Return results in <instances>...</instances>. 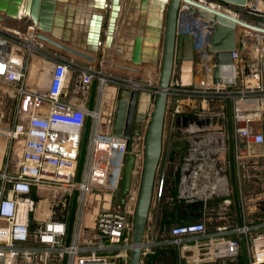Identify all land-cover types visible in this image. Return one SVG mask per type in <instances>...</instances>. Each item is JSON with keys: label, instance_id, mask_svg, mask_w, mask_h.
Masks as SVG:
<instances>
[{"label": "built area", "instance_id": "obj_1", "mask_svg": "<svg viewBox=\"0 0 264 264\" xmlns=\"http://www.w3.org/2000/svg\"><path fill=\"white\" fill-rule=\"evenodd\" d=\"M183 24V32L195 36L197 50L208 48L213 33L211 25L195 18L184 19ZM257 34V39L251 40L252 49L244 57L237 50L232 52L234 74L221 77L220 81L210 74L189 86L171 84L168 103L171 126L184 113L185 104L228 100L232 103L233 127L238 138L264 147V130H254L256 122H264V33ZM0 41L8 45L0 46V85L15 92L18 100L14 121L7 128L10 143L17 147V162L13 166L9 160L0 168V264H63L64 260L65 264H128L140 188L139 182L137 191L127 189L122 199L119 180L128 140L103 127L102 102L95 103L90 110L67 99L68 74L71 68L75 69L85 84L97 79L101 90L110 84L147 91L153 104L159 91L158 79L153 75L132 78L129 74L105 72L94 64L51 56L34 38L26 39L2 28ZM245 60H257L259 71L242 74ZM35 61L42 68L39 78L47 80V69H53L46 88L27 82ZM23 101L29 103L27 114L22 111ZM151 110L146 112L144 132L136 137L143 155ZM89 114L88 143L78 179ZM76 188L77 207L67 243ZM163 188L164 179L156 180L142 244L143 264L156 251L168 247L179 251V264H221L227 258L242 256L243 240L249 264H264V220L255 224L242 222L239 226L223 223L212 230L205 220H196L174 224L159 237ZM93 190L104 195L118 190L121 200L118 205L127 207L117 208L115 199L103 200L102 195L95 196L102 200H95L91 197ZM89 206L93 210L87 226L85 216Z\"/></svg>", "mask_w": 264, "mask_h": 264}, {"label": "water", "instance_id": "obj_2", "mask_svg": "<svg viewBox=\"0 0 264 264\" xmlns=\"http://www.w3.org/2000/svg\"><path fill=\"white\" fill-rule=\"evenodd\" d=\"M225 1H230L239 6L247 4V0ZM77 2L91 5L92 14L87 16L89 21L86 26V33L88 34L86 40L82 42L88 52L72 51L96 60L103 66L125 70L132 78H137L141 74L153 75L158 78L159 91L154 98L144 138L143 172L135 210L132 248L128 260V264H143L142 244L163 155L169 89L171 84L189 85L191 80L183 79L182 74L190 76L195 61V36L183 32L185 29L183 20L195 18L206 21L212 26L213 33L208 49L215 53L213 71L215 81L221 80L223 68L233 67L232 52L237 47L236 28L242 26L264 33V26L228 11L219 5H213L206 0H0V28L15 34H21L26 39L39 37L46 42L70 50L67 44L58 43L53 37L64 40L71 38V28L76 14H81V11L74 9L72 6H67V4ZM255 3L247 11L264 16V11L258 10ZM85 11L89 10H83L82 12ZM162 30L163 34L161 36ZM149 32H152L153 35H149ZM159 44L161 45L160 55ZM244 47L243 42L240 44V48L244 49ZM151 55L152 57H150ZM259 69L260 64L257 60L244 62V74L258 72ZM39 71H42V68L32 64L27 82L29 85L46 88L53 69H47V80L39 78ZM125 90L128 91V95L125 96L127 100L118 101L126 105V114L122 119V124L121 122L119 124L117 121H120L121 118L115 113L112 132L125 136L129 144L131 135L139 131L138 122L146 114L136 112L139 92L127 88ZM98 94V80L95 79L88 103L90 110L94 109ZM197 110L194 113L179 114L176 122L179 124L181 119L189 118L191 121H198L201 126L206 123L207 119L212 118L210 114L196 113ZM221 117L225 123L228 120L231 174L232 181L235 184L236 135L233 127L231 101L227 102V114H223ZM103 123L105 125L107 120H103ZM110 124L112 125V119ZM90 125L91 115L89 114L81 148L78 179H80L83 169ZM132 159V154L128 152L124 154L119 180V187H122V199L126 190L129 189V171ZM117 193L118 190H115L113 195L116 196ZM235 193L237 194V189ZM96 195H104V193L93 190L91 197L95 198ZM77 199L78 188H76L73 196L67 243L72 236ZM236 205L239 210L238 198H236ZM91 208L90 206L88 213L92 215ZM160 252L161 250H158L157 254ZM242 257L244 264H249L245 240L242 241ZM154 258V255L150 256L146 264H152ZM63 264H65V260Z\"/></svg>", "mask_w": 264, "mask_h": 264}, {"label": "crops", "instance_id": "obj_3", "mask_svg": "<svg viewBox=\"0 0 264 264\" xmlns=\"http://www.w3.org/2000/svg\"><path fill=\"white\" fill-rule=\"evenodd\" d=\"M206 1L212 2L210 0ZM217 1L218 3L214 2V4L219 5V3H223L224 6H221L222 8L231 12L233 11V13L243 16L242 14H240V11H237V5H235L234 3L227 2L225 0ZM255 2L258 3L260 1L255 0ZM67 6H72L74 9L81 11V14H76L73 27L71 28V38L69 40H64L57 37L53 38H55L58 43L67 44L70 50L54 43L46 42L39 37H34V41L36 43H39L41 47H44V50L48 51L51 56L58 55L60 57L79 61L82 64H94L95 66L101 67V69H103L105 72L128 75V72L125 70H121L115 67L109 68L103 66L96 60L89 59L82 56L81 54H78V52L75 53L74 51H72L78 50L79 52H88L85 49V44L82 42L86 40L88 34L86 33V26L89 21L87 16L88 14H92L90 10L92 9V7L91 5H87L84 3L82 4V2H77L75 4L70 3L67 4ZM83 10L89 11L82 12ZM245 18L249 19L248 17ZM258 23L264 24L262 22ZM148 34L151 36L153 35L152 32H149ZM162 34L163 30L161 36ZM258 36L259 34L252 33L248 28L246 29L245 27L238 26L236 28L237 47L235 50L239 51V54L244 57L247 53V50L249 48L250 50L252 49L251 40L253 39V41H255ZM242 41L245 42L246 49L245 47L244 49L240 48V44L243 43ZM195 44L196 42H194L195 61L192 65L191 75L189 76L187 74H182L183 79L191 80L189 85L195 84L197 81L201 80L207 75H212L215 67V53L208 48L199 51L196 49ZM0 46L6 48L8 47V45L3 41H0ZM160 52L161 45L159 44V55ZM201 53H203L204 55H202ZM150 57H152V55ZM36 61L38 62V59ZM36 61L33 64L39 66ZM243 66L244 64L242 65V74H244ZM211 69L212 71H210ZM233 70L234 68L229 66L223 68L222 77L224 79L227 78L232 74ZM144 75L145 74H141L139 75V77L145 78ZM68 77L69 80L66 95L67 99L73 103L88 106L92 84L95 79L90 84H85L79 76V73L73 68L69 70ZM154 78L156 80L158 79L156 76ZM111 87L112 86L110 84H106L102 90L99 88V94L96 100V104L102 102L103 111L101 113V120L102 122L103 120H107V124H105L104 126H106L107 130L112 132L113 127L110 124V120L112 119V123L114 122V108L113 112L111 111L112 108H110V113L106 114L104 107L107 105V103L115 104L118 100L126 101L127 97L125 96L126 94L128 95V91L120 86H114V88L112 89ZM138 92L139 100L137 101L136 112L146 114V111L148 109L146 105L144 106L142 101L144 97H146L148 103V92ZM16 98L17 95L15 92L11 91L3 85H0V126H3L1 124V117L3 118V115L6 116V112L9 114L8 110L11 104L15 103V100H17ZM227 102L228 100H212L208 103L195 101V103L192 104H185L184 113H194V111L198 109L196 113L210 114L212 118L210 120L207 119L206 123L202 124L201 126L198 124V121H191L189 118L185 120L181 119L179 124L177 122L175 123L179 125L182 131L181 135L183 137L194 140L193 146H191L193 147V151L191 152L190 150L188 157H184V159H186V162L166 164V161H164L162 163L161 171L157 176V181L160 178H163L165 183L166 168L171 166L172 169L177 170L178 175L176 200L178 201L179 199V205L182 210H178V212L174 214H178L181 216L189 215L194 216L198 220H205L207 226L211 230L215 229L216 226L223 223L231 226H239L242 222L255 224L264 220V180H257L256 178H246V176L249 175V171L251 169H259L264 165V147L260 143L249 144L244 139L240 137L238 138L237 134H235L236 181L234 184L232 181L231 164L225 162L226 155H230L228 120L225 123L224 119L221 117V115L227 114ZM22 105L23 114H27L29 111L28 101H23ZM14 114L15 111L13 112L12 123L14 121ZM145 125L146 119L145 117H143L137 124L139 131L131 135V139L135 140L134 146H131V139L129 143V149L137 146L135 148H137L138 150V158H140L141 143L140 141L136 140V137L140 133L144 132ZM9 126L10 124H8L6 127ZM254 130L263 131L264 122H256L254 124ZM0 131L2 130L0 129ZM171 148L172 146L170 145L168 149H166V154H168V150H170V152L175 150H172ZM129 149L128 153L132 154ZM10 153V141L8 140L6 147H3V149L0 150V168H2L3 165L9 160L12 162L13 166L16 164L17 161H15V159H17V157L11 155ZM212 157L218 158L220 160L219 164H213V162H211L212 164L209 163L208 159ZM236 189L237 194L235 193ZM165 198V196H162V207L164 202L163 199ZM236 198H238L239 201V210L237 209ZM196 199H198L197 203H194ZM166 200V212L169 213L166 215L170 218L172 217L171 214L175 210L174 195L173 198L168 196ZM190 204H192L191 206H193L194 204V207H191ZM172 225H174V223H172L171 220L165 221L164 214H161L160 207V229L158 231V236L161 237L165 235L166 231H168L170 226ZM162 251H164V249H162ZM160 253L158 254L160 255ZM158 254L156 251L154 256Z\"/></svg>", "mask_w": 264, "mask_h": 264}, {"label": "rangeland", "instance_id": "obj_4", "mask_svg": "<svg viewBox=\"0 0 264 264\" xmlns=\"http://www.w3.org/2000/svg\"><path fill=\"white\" fill-rule=\"evenodd\" d=\"M210 1L218 3L217 0H210ZM227 2H230V1H227ZM254 2H255V0H247V4H245V6L237 5V7H236V8H238L237 11H240L241 12L240 14H242L245 17H248L253 22H256V23L263 22L264 23V16L255 15V14H252V13L247 11V9H249ZM262 4H264V0H262ZM219 6H224V5H223V3H219ZM111 86H112L111 89L114 88L113 85H111ZM123 89H126V88H123ZM147 94H148L147 97L149 98L148 103H147V109L151 110V108L153 106V97L150 96L149 93H147ZM16 101L17 100H15V103L11 104V106L8 110L9 114L6 112V116L3 115V118L1 117V124L3 126H0V129L2 130V131H0V146H1L0 150L3 149V147H6L7 141L10 140L9 135L7 133L8 127H6V126L8 124H10V125L12 124L13 112L17 108V102ZM112 105H114V106H112ZM110 108H112L111 109L112 112H113V108H114V114L117 113L118 117L121 118V120L117 121V122L119 124L121 122V124H122V119H124V116L126 114V105L124 103L119 102V101H117L115 104L114 103L113 104L107 103V105L104 107L106 114L110 113ZM102 111H103V106H102ZM8 118H9V120H8ZM145 118L147 119V115H145ZM105 124H107V123H105ZM113 126H114V123H112V127ZM103 127L105 129H107L106 126L103 125ZM181 134H182V131H181L178 124L174 123V126L173 125L171 126L170 111H168V109H167L165 131H164V149H163V156L161 159V163L159 166L158 173H160L162 163L164 161H166L167 158L170 157L171 161L176 162V163L186 162V159H184V157L185 156L188 157L190 150H191V152L193 151V147H191V146H193L194 140L190 139V138H185ZM134 144H135V140L131 139V146H134ZM170 145L172 146L171 149L172 150L175 149V150L173 152H170V150H168V154H166V149H168V147ZM135 147H137V146H135ZM135 147H133L134 149L133 148L129 149L133 155L132 163L130 165L131 169L129 171V189H132V190L134 189V191H137L135 189L137 187V184L139 182H141V177H142V172H143L144 155L141 154V152H140V158H138V156H139L138 150ZM16 150H17V147H16L15 143H10V152H11L10 154L14 155L16 157ZM164 152H165V155H164ZM15 161H16V159H15ZM208 162L209 163L213 162V164H219L220 160L216 157H212V158L208 159ZM249 172L250 173H249V175L246 176V178H256L257 180H264V165L262 167H260L259 169H251ZM172 173L173 174L171 175L170 180H168V183H167V181L165 182V186H164L162 196H166V198L163 199L164 200L163 207H162V205H161V207L162 208L166 207V209H167V205H166L167 200L166 199L168 196L173 198V194H174L175 210L171 214L172 217H170L169 220H171V222L174 224L182 223V222L186 223V222L198 220L194 216H189V215L181 216L178 214H176V215L174 214V213L178 212V210L181 211L182 208L179 205L180 204L179 199H178V201L176 200V198H177V190H176V188H177V179H176L177 170L172 171ZM174 190H176V191H174ZM173 191H174V193H173ZM138 192H139V190H138ZM106 193L107 194H105L104 196L102 195L103 200H106V198L108 197L109 200L113 202V200L115 199L114 206H116L117 208H120V209H124L127 207L125 205H118V203L121 201L119 199V193H117L116 196H114L113 194H111L109 192H106ZM109 194H111V195H109ZM197 200L198 199H196V201L194 203H197ZM191 205L192 204H190V206ZM191 207H194V204ZM89 208H90V206H89ZM91 209L93 210V208H91ZM46 212H48V211L44 207L43 213L46 214ZM86 212H87V218L85 216V223L88 226V224L91 223L92 215L88 213L89 212L88 209ZM179 260H180V253L177 250V248L176 247H169L168 249H164V251H162L160 253V255H155V258H154V261L152 264H179ZM144 264H146V261L144 262ZM221 264H244V260H243V257L240 255V256H237L234 258H227L226 260H223L221 262Z\"/></svg>", "mask_w": 264, "mask_h": 264}, {"label": "trees", "instance_id": "obj_5", "mask_svg": "<svg viewBox=\"0 0 264 264\" xmlns=\"http://www.w3.org/2000/svg\"><path fill=\"white\" fill-rule=\"evenodd\" d=\"M173 152V151H172ZM177 152V151H176ZM178 154V153H177ZM168 163H175V162H173V161H171V158L169 157V158H167V160H166V164H168ZM175 169H172V167L171 166H169V167H167L166 168V174H165V182L167 181V183H168V180H170V178H171V175L173 174L172 173V171H174ZM178 175V174H177ZM177 175H176V179H177ZM164 185H165V183H164ZM174 191H176V190H174ZM174 191H173V193H174ZM176 193V192H175ZM174 195V194H173ZM166 197V196H165ZM161 214H164V219H165V221H169V217L166 215V214H169L168 212H166V207H164V208H162L161 207ZM183 223V222H182ZM178 224V223H177ZM161 252H162V250H161ZM156 253V252H155ZM154 253V254H155ZM153 254V255H154ZM159 255V254H158Z\"/></svg>", "mask_w": 264, "mask_h": 264}, {"label": "bare ground", "instance_id": "obj_6", "mask_svg": "<svg viewBox=\"0 0 264 264\" xmlns=\"http://www.w3.org/2000/svg\"><path fill=\"white\" fill-rule=\"evenodd\" d=\"M261 1V0H260ZM213 5H216V4H214V2H211ZM83 4V3H82ZM256 5H255V7L258 9V10H260V11H264V4H262V2H258V3H255ZM81 6V5H80ZM229 11V10H228ZM233 12V11H232ZM263 23V22H262ZM261 26H264V25H261ZM77 28V27H76ZM247 29V28H246ZM252 33H255V34H257V33H259V32H257V31H254V30H251V29H249ZM142 103L144 104V106L146 105L147 106V99H146V97H144V99H143V101H142ZM101 199L102 200V198L101 197H95L94 199L96 200V199Z\"/></svg>", "mask_w": 264, "mask_h": 264}, {"label": "flooded vegetation", "instance_id": "obj_7", "mask_svg": "<svg viewBox=\"0 0 264 264\" xmlns=\"http://www.w3.org/2000/svg\"><path fill=\"white\" fill-rule=\"evenodd\" d=\"M225 162L231 164L230 155H226Z\"/></svg>", "mask_w": 264, "mask_h": 264}]
</instances>
